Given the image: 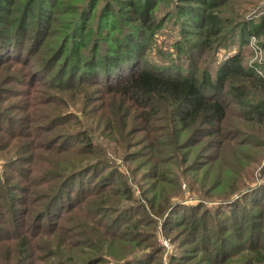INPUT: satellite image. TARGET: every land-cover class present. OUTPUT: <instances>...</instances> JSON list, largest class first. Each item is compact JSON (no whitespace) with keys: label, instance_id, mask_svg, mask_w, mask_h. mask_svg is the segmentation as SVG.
Here are the masks:
<instances>
[{"label":"trees","instance_id":"trees-1","mask_svg":"<svg viewBox=\"0 0 264 264\" xmlns=\"http://www.w3.org/2000/svg\"><path fill=\"white\" fill-rule=\"evenodd\" d=\"M131 1L133 0H128L127 4L133 5L134 3ZM160 1L145 0L144 3L142 2L135 8V14H130L132 19L136 17L140 23H144L142 27L134 29L121 22L118 27L119 29L117 28L119 34L116 38L112 39L113 42L105 44V41L95 38L91 43H96L95 45L90 46V44L87 48H82V45L77 43L80 40V34L78 33L79 38H75L74 34L78 31L83 32L88 28L89 20L95 16L96 0H62L58 3L63 4V8L56 7L57 2L55 4V0H20L17 4L19 8L14 13L15 17L10 28L5 27L10 19H3L2 17L4 15L9 17L12 11L10 10L8 14L3 13L0 7V56H4L1 54L3 52L10 54L13 51V57H7L4 60L13 61L22 55L26 57L27 62L43 68L44 71L49 68L45 72L43 80L45 81L51 76H57L58 80L55 79V81H58L63 90H69L75 85L77 88L83 83L93 84L90 82L97 81L98 84L104 86L105 90L116 91L127 101L134 102L138 107L143 109L147 108L149 113H160V119L170 128L171 138L173 136L167 145L168 148L166 147L168 149L166 152L169 155H174L179 149H184L187 146L186 141H190L191 139V136L187 137L191 134L199 133V131H201L202 137H213V142L208 148L211 151L219 149L225 142L232 143L236 137L225 130L228 126V116L231 112L233 115L241 118L240 123H236L230 128L242 133L243 136L239 137L241 140L249 133L255 138H261L259 126L263 125L264 121V97L252 90V85L264 87V75L262 73L259 76L257 72L248 71L242 64L243 59L240 52H236L224 59L214 75L210 74L209 71L206 72V67L201 70L200 74L196 73L198 72V65L195 63L192 65L190 59H192L194 51H197L196 49L199 50L201 44L197 45L196 43L192 44L186 41V37L182 36L184 33H182L183 30L180 25L178 28L180 33L179 40L173 43L175 48L169 45V48L163 54H159L167 57L166 61L168 62L164 63L166 65L160 64L163 63L161 61L148 64L143 60L142 54L141 57L139 56V53L143 50L142 45L145 47L150 46L153 41L151 39L156 37L157 33L164 26H170L167 23L170 19L174 18L171 14L172 10H170L167 14H162L156 18L155 22L151 19L153 8ZM173 1L175 2V0ZM107 2L108 0H104V4L100 6L101 8L96 13V17H99L100 12L102 13L106 10H108L107 14L109 15L115 14L110 9V4L108 7ZM212 2L213 0H202L201 2H196L198 3L196 4L192 0H184L179 4L180 10L183 11L181 13L179 10V16H185L189 20L190 18L191 20H196L192 21L195 23L194 25L197 24L196 28L201 29L203 27L201 35L203 36L202 42L205 43L204 48H213V46L211 47V37L222 33L221 27H223L224 23H229L230 29H238V33L240 34L241 32L242 35L253 34L255 38L264 35V30L262 33L257 32L255 34L253 32L254 30L250 28L248 19L243 18L245 17L244 13L236 14L234 19H231L225 13H221V10H212L213 6L224 3L226 0H217V4H211ZM187 4H190V6ZM205 10L206 12H204ZM123 16L124 18H122ZM120 17L122 20L128 21L127 16L121 15ZM236 19L239 22L233 21ZM239 23L241 25L244 24L242 30L241 25H238ZM259 25L261 26L259 27ZM259 25H256L257 28H263L264 17L260 20ZM136 32L143 33V37H133L137 34ZM233 34L232 31H229L227 34L225 32L222 38H219L221 41L217 42V51L219 50L218 48L226 49L228 47L225 42H228ZM148 37L152 38L148 39ZM245 41H248V39ZM21 43L25 45V49L21 53H16L17 50L15 48ZM99 43H104V45ZM70 44L73 45L70 47ZM242 44L244 45L246 42ZM66 45H69L70 48L67 53L63 54ZM38 50H44V53H41L43 56L38 55L37 57L35 55ZM98 51L100 55L97 53ZM93 54H98L99 57H95ZM60 55L63 58L61 64H54L58 58L60 59ZM79 58H81V62H79ZM99 58L103 61V64L98 70H94L93 66H98L93 61ZM179 60H183L184 62H180ZM174 66L182 74L172 75ZM36 73L38 74V71ZM79 88L82 91L87 89L83 86H79ZM248 92L253 93L251 96H255L252 100H249ZM63 113L69 114V112ZM63 113L56 116V121L63 120L61 119ZM17 121L16 118L6 115L4 110L0 109L1 132L13 135L12 137L18 135L21 129L14 128L17 127V124H15ZM31 133L34 136L40 134L34 128ZM76 134L65 135V139H74L69 146L64 147L58 142H53L54 145L51 148L56 150L71 149L70 147L74 145L77 138ZM184 135L186 136L184 140L179 142ZM60 137L57 138L60 139ZM77 141L82 142L79 138ZM241 144L247 145V141H243ZM75 155L76 153H71L60 160L58 157L54 158L57 161L51 162V164L59 169L57 173H59L58 176L60 178H57L58 181L53 184H42L52 181L51 178H48V173L44 172L42 167H39V169L33 168L31 160H25L21 156L17 157V154L8 161V164L4 163L1 166L0 264H41L39 260L42 258L36 253L35 249L44 250V247H38L35 240L32 241L33 238L39 235L46 236L50 234V236H53L56 234L53 236V239L45 240L46 243L51 240H60L64 245L69 242L73 243L75 239L69 242L66 240L70 233L60 223L65 219L67 213L77 210L75 208H77V205L81 201V189L75 193L74 198L66 195V192L73 191V185L70 184L69 180L74 178V176L80 175L78 171L81 169L77 166L79 161L75 158ZM186 161V159L183 160V162ZM24 163H28V168L22 166ZM159 164L161 163L155 161V159L152 161V166L156 168V172L149 177L153 180L152 184L155 187L158 183L160 185L159 190L155 188L150 190L153 196L148 199L154 216H163L167 209L170 212L171 207H174L171 197L173 194H166L165 190H167V186L162 188V183L163 185L166 184L164 179L165 171L164 174L161 173L162 171L160 170L162 168H159ZM190 164L192 171L198 170L199 166L192 165L191 162ZM93 166L94 164H91L84 168ZM46 174L47 178H42ZM113 176L115 177L113 179H116L115 181L118 182L120 187L127 184L122 179V172L118 169L113 171ZM114 180L112 181L113 183L115 182ZM105 184L109 186L112 183ZM42 185H44L43 189L46 192H41L40 196L38 195L40 194L38 191L43 190H36V187ZM199 188L207 192L209 191L201 185ZM101 189L103 191L104 188L101 187L98 191L100 192ZM125 189H128L127 186ZM236 190H233L229 195L235 193ZM223 193L224 191L216 195L225 196ZM63 195L67 196L68 201L72 200V203L71 201L68 203V201L62 199ZM200 197V200L196 198L192 204L185 203V201L179 202L183 206L184 204L193 205L190 206L191 212H195L196 210L203 211L205 209L201 216L191 213L189 220L193 224L188 231L190 240L197 238L203 246L208 244L209 246H205L202 249L208 250L211 253L210 258L213 259V263H216V260L218 263L226 258V256H219V253L224 254V250L222 249L226 247L224 242L227 240L224 237L231 234L232 237H236L234 238L236 241L232 240L230 242L227 240L229 246L235 247V242L243 243L244 241L247 246L243 247L247 248L252 254L249 259H256L258 263L264 262V252L262 253V250H264V229L258 233L255 228V225H258L256 221L260 218L263 219L264 224V212L260 215L259 212H250L246 215L247 210L243 206V193L233 201L236 203L234 205H238V208H234L232 203H228L232 201L229 200L230 198L227 200L220 198L215 199V202H210L217 204L216 207L207 209L205 204L208 203H205L204 199ZM247 201L253 204L252 206L254 207H260L257 203L258 201H254V198L251 201ZM133 207L134 205L126 206L117 210L104 208L101 213L112 212V209L114 211L113 217L117 213H120L124 215V221L122 217L116 220L118 216L105 218L106 221H104V218L99 220V222L94 220L100 226V230L94 234L96 239L91 241V234L85 235L89 236L88 241L96 244L89 246V252L93 253H89L85 258H80L86 252L73 250L74 248L69 249L68 252L71 253V257H78L80 260L72 263L65 262L64 264H183L185 263V259L186 261L193 259L190 257L189 251L184 250V247L172 244L170 246L172 248L167 251L170 247L162 246L157 240L156 243L154 242L156 244L155 247H150L152 245V241L150 240L147 242L144 240L145 243L139 239L137 240L131 232L136 233L138 237L140 235L138 225L141 222L136 219L133 220L134 214L138 213V211L136 212V208L134 209ZM241 207L244 209H241ZM203 218H212L213 221L210 220L211 226ZM246 222L247 224H245ZM180 225H183V222ZM127 227L131 229L130 232H127ZM127 238L130 239L129 242L136 243L132 244L133 246L129 245V247L133 249L134 246H141V249L135 251L133 254L130 252L125 253L130 251L129 249H121L118 254H112L109 248H107L106 244H114L117 241L127 242ZM248 241L249 244L247 243ZM129 242L127 243L129 244ZM169 242L171 241L169 240ZM100 244H103L102 248H100ZM219 246H221V250L217 253L216 251L219 250ZM196 250L195 248L194 251ZM105 254L112 255L113 257H106L107 255ZM199 259H202V256ZM61 263L63 262L60 259L54 262V264Z\"/></svg>","mask_w":264,"mask_h":264},{"label":"rangeland","instance_id":"rangeland-1","mask_svg":"<svg viewBox=\"0 0 264 264\" xmlns=\"http://www.w3.org/2000/svg\"><path fill=\"white\" fill-rule=\"evenodd\" d=\"M19 1L0 0V7L3 13L8 14L10 10L12 11L9 17L5 15L2 17L3 19H10L7 22V26H5L6 28H10L13 24L14 13L19 8L17 6ZM61 1L55 0V4L57 2L56 7L63 8V4L58 3ZM96 1L95 16L89 20L88 28L83 32L78 31L74 34L75 38L79 36L78 33L80 34L81 41L79 40L77 43L81 44L82 48H87L95 38H100L106 42L105 44L113 42L112 39L119 34L117 28L121 22L134 29L142 27V24H144L140 23L136 17L132 19L130 14H135V8L142 2L144 3L145 0H133L131 1L134 3L133 5L127 4L128 0H108V7L110 4V9L115 14L109 15L107 14L108 10H106L102 13L100 12L99 17H96V13L100 10V6L104 4V0ZM182 1L184 0H175V2L173 0H161L153 8L151 19L154 22L156 18L162 14H167L170 10H172L171 14L174 18L167 23L170 26H164L161 31L159 30L160 32L157 33L156 37H148V39L152 38L151 40H153L150 46L145 47L142 45L143 50L139 53V56L141 57L142 54V58L146 63L153 64V62L161 61L163 63L160 64L166 65L164 63L168 62L166 61L167 57L159 54H163L169 48V45L175 48L173 43L179 40L180 33L178 28L181 25L182 33H184L182 36L186 37V41L192 44H201L199 50L196 49L197 51H194L193 57L190 59L192 65L194 63L198 65V72L196 73L200 74L201 70L206 67V72L209 71L210 74L214 75L224 59L236 52H240L243 59L242 64L248 71L257 72V75L262 73L264 75V35L257 36V38L253 34L242 35L241 32L240 34L238 33V29L232 30L228 26L229 23H224L223 27H221L222 33L211 37V47L213 46V48H204L205 43L202 42L203 36L201 35L203 27L201 29L196 28L197 24L194 25L195 23L192 22L196 20H191V18L189 20L185 16H179V4ZM192 1L196 3L202 0ZM216 1L213 0L211 4H217ZM187 5L190 6V4ZM183 8L185 9V7ZM212 10H221V13H225L231 19H234L236 14L244 13L245 17L243 18L248 19L250 28L254 30L255 34L257 32L262 33L264 30V26H262L263 28H257L256 26L259 25L260 20L264 17V0H226L224 3L213 6ZM180 12L183 13L182 10ZM121 15L127 16L128 21L122 20L124 16L121 18ZM233 21L239 22L237 19ZM238 25L240 26L241 23ZM243 26L244 24L241 25V30L244 28ZM229 31L234 34L228 42H225L228 45V50L227 48H218L219 50L217 51V42L221 41L219 38H222V35L225 32L227 34ZM108 32L110 33L108 34ZM136 33L133 37L138 38L144 35L143 33ZM247 39L248 41H245ZM213 40L215 41L213 42ZM243 42H246V44L243 45ZM95 44L93 43L90 46ZM99 44L104 45V43ZM71 45L73 44H70V47ZM70 47L66 45L63 54L67 53ZM24 49L25 45L23 43L15 48L17 50L16 53H21ZM41 53H44V50H38L35 55L38 57ZM97 53L100 55L99 51ZM1 54L4 56H0V109H3L6 115L16 118L18 120L15 123L17 127L14 128L21 130L14 137L0 131V168L4 163L8 164V161L17 154V157L21 156L25 160H31L33 168L39 169V167H42L44 172L48 173V178H51L52 181L42 183L44 185L56 183L58 181L57 178H60L58 176L59 173H57L59 169L51 164V162L57 161L54 159L55 157L60 160L64 156L76 153L75 158L79 161L77 166L81 169L78 171L80 175L74 176V178L69 180L70 184L73 185V191L69 189L70 191L66 192V195L74 198L75 193L81 189L80 192L84 197L81 195V201L75 208L77 210L67 213L65 219L60 223L70 233L66 240L68 242L75 240L73 243L69 242L64 245L60 240H51L46 243L45 240L53 239L56 234L53 236H50V234L46 236L39 235L33 238L32 241L35 240L38 247H44V250L35 249L36 253L42 258L39 260L41 264H54L59 259L63 262L61 264L65 262L72 263L79 261L80 258H85L89 253H93L89 252V246L96 244L88 241L89 236L85 235L90 233L92 236L91 241L96 239L94 234L100 230V226L95 221L99 222L102 218L106 221L105 218L110 216L112 218L118 216L116 220H119V217H122L123 221L125 219L124 215L120 213L113 217L114 211L112 209V212L109 213H101L102 210L104 208L117 210L132 205H134V209L136 208V212L138 211L137 214L135 213L136 215L134 214L133 220L136 219L141 222L138 225L140 235L137 237L136 233L131 232L133 236L137 240L152 241L150 247H155L156 244L154 242L156 243V240L167 248L172 246V244L184 247V250L189 251L190 257L193 259L189 261L185 259L183 264H264V262L258 263L256 259H249L252 254L247 248L243 247L247 246L244 241L243 243L235 242V247L229 246L228 241H236L234 239L236 237H232L231 234L224 237L228 240L224 242L226 246L222 249L224 254L220 252L221 246L216 251L217 253L220 252L219 256H226V258L222 262L217 263L216 260V263H213V259L210 258L211 253L202 249L209 245L203 246L197 238L190 240L188 235V231L193 224L189 220L191 213L201 216L205 209L191 212L190 206L193 205L184 204L183 206L179 203L180 201H185V203L192 204L196 198L199 199L201 196L200 198L204 199L205 203H208L205 204L207 209H213L217 204L210 202H215V199L227 200L230 198L229 200L232 201L228 203L234 205L236 203L233 201L243 193V206L247 210V213L245 211L246 215L250 212H259V215L264 212V121L263 125L259 126L261 138H255L249 133L241 140L239 137L242 133L236 132V129H230L236 123H240L241 118L229 112L228 126L225 130L236 137L232 143L225 142L219 149L211 151L208 148L213 142V137H202L201 131H199V133L191 134L187 137L191 136V139L186 141L187 146L184 149H179L176 154L169 155L166 152L168 150L166 147L168 148L167 145L173 136L171 138L170 128L160 119V113H149L147 108L143 109L134 102L127 101L116 91L105 90L104 86L98 84L97 81L90 82L93 84H80L79 86L87 88L84 91L79 86L76 88L75 84H72L75 86H72L69 90H63L58 81H55V79L58 80L57 76H51L47 80H43L45 72L49 68L44 71L43 68L27 62L26 57L22 55L13 61L4 60L7 57H13V51L10 54L8 52ZM98 54L93 55L99 57ZM169 56L173 57L174 55ZM59 57L60 59L58 58L54 64H61L63 58L61 55ZM79 60L81 62V58ZM179 61L184 62L183 60ZM93 63L98 66H93V69L98 70L102 66L103 61L99 58ZM207 63H210V65L208 66ZM36 71H38V74ZM180 74H182L181 71L174 66L172 75ZM252 90L264 97V87L252 85ZM248 94L249 100L255 97L251 96L253 94L251 92H248ZM63 112H69V114ZM61 113H63L61 118L63 120L56 121V116ZM33 128L40 134L34 136L31 133ZM72 133L76 134L77 138L74 145L70 147L71 149L56 150L51 148L54 145L53 142H58L64 147L69 146L74 139H65V135ZM56 136L61 137L58 139ZM185 137L184 135L179 142L184 140ZM78 138L82 142H78ZM243 141H247V145H242L241 142ZM154 159L161 163L158 165L159 168H162L160 170L162 171L161 173L164 174L165 171L164 179L166 184L163 185L162 183V188L167 186L166 194H173L171 197L174 207H171L170 212L167 209L168 211L166 210L163 216H154L148 203V199L153 196L150 190L153 188L159 190L160 186L158 183L155 187L152 184L153 180L149 178L151 174L156 172V168L152 166ZM185 159L187 161L183 162ZM163 161L165 162L162 163ZM190 162L192 165L199 166L197 171L190 169ZM91 164H94V166L84 168ZM22 166L27 167L29 165L24 163ZM117 169L122 172V179L127 183L125 186L122 185L120 187L118 182L115 181L116 179H113L115 177H112L113 171ZM42 178L46 179L47 174L43 175ZM113 180L115 181L114 183L112 182ZM109 182L112 184L109 186L105 184ZM44 185L36 187V190H43L38 191L40 196L41 192H46L43 189ZM200 185L209 191L200 189ZM126 186L128 189H125ZM101 187L104 189L99 192L98 190ZM235 189H237L235 193L229 195ZM93 191L94 193H92ZM223 191L225 196L216 195ZM66 195H63L62 199L68 201ZM253 198L254 201H258L257 203L260 207H254L252 206L253 204L247 201H251ZM70 201L72 203V200ZM234 208H238V205H234ZM183 217L186 218L182 219ZM203 220L211 226L210 220L212 218H203ZM181 222H183V225H180ZM256 222H258V225L256 224L255 228L259 233L264 229L263 219L260 218ZM126 229L127 232L131 231L128 227ZM129 240L127 238V242ZM127 242L117 241L114 244L111 243L112 245L105 244L112 254H118L121 249H129L130 251L125 253L130 252L133 254L141 249V246H134L132 249L129 245L136 243L129 242L128 244ZM165 243L168 245L165 246ZM247 243L249 244V241ZM102 247L103 244H100V248ZM171 248H168L167 251ZM195 248L197 249L196 251H194ZM69 249L86 253L83 254V257L72 258L71 253L68 252ZM263 252L264 250H262ZM105 255H107L106 257L112 256ZM201 256L202 259H199Z\"/></svg>","mask_w":264,"mask_h":264},{"label":"built area","instance_id":"built-area-1","mask_svg":"<svg viewBox=\"0 0 264 264\" xmlns=\"http://www.w3.org/2000/svg\"><path fill=\"white\" fill-rule=\"evenodd\" d=\"M168 244L165 243V246H167Z\"/></svg>","mask_w":264,"mask_h":264}]
</instances>
